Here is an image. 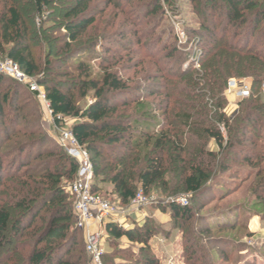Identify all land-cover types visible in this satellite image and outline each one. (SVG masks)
I'll use <instances>...</instances> for the list:
<instances>
[{
  "label": "trees",
  "instance_id": "obj_1",
  "mask_svg": "<svg viewBox=\"0 0 264 264\" xmlns=\"http://www.w3.org/2000/svg\"><path fill=\"white\" fill-rule=\"evenodd\" d=\"M65 1L0 0V57L12 60L29 77L42 75L37 83L44 88L56 125L64 118L76 120L71 132L89 154L93 181L111 185L119 203L127 206L137 193L135 184L147 195L162 180L166 165L177 163L183 175L180 191L198 194L211 175L217 155L206 152L197 144L199 139H191L194 135L213 140L225 154L239 152V162L264 175V103L258 95L264 83V45L259 48L256 39L249 44L264 22V0H191L199 3L200 7H195L198 13L224 17L232 34L214 41L209 51H199V70L178 69L170 75L175 78L173 82L164 78L166 85L160 93L151 87H129L128 80L108 72L109 65L102 68L100 77H94L88 63L77 59L71 64L77 55L87 52L84 49L72 56L69 50L94 23V17H87L90 0H69L73 5L63 6ZM153 1L150 16L162 10L159 0ZM58 29H63L65 36L54 37ZM261 32L264 34V29ZM240 36L239 43L236 39ZM175 51L167 52L164 59H171ZM60 54L64 57L59 60L67 63L69 70L59 77L74 75L82 96L89 90L95 92L93 103L85 110L77 107L72 93L49 80L53 72L49 59ZM231 77H250L257 97L241 102L238 113L229 119L223 111L222 94ZM9 82L15 83L0 75V116L7 106H14L17 115L0 127V264H89L78 241L72 198L62 185L63 181L73 182L77 165L66 154L42 149L51 141L41 132L38 121L30 119L32 114L23 113L21 105H13L18 99L17 87L5 89ZM160 95L167 102L153 110L162 117L152 123L154 131H149L141 119L121 113L130 104L142 106L146 96ZM124 97L128 99L118 104ZM173 101L180 106L171 116ZM34 149L38 151L32 158ZM223 160L226 162L220 172L224 174L229 170L228 157ZM92 192L99 193L94 183ZM258 198L252 207L257 213L264 212V202ZM165 208L175 222L188 223L193 217L189 205L170 203ZM104 230L112 240L126 239L142 246L139 251L145 257L129 255L132 264H159L147 250L151 231L146 227L124 229L107 224ZM116 256L103 257V264H115Z\"/></svg>",
  "mask_w": 264,
  "mask_h": 264
},
{
  "label": "rangeland",
  "instance_id": "obj_2",
  "mask_svg": "<svg viewBox=\"0 0 264 264\" xmlns=\"http://www.w3.org/2000/svg\"><path fill=\"white\" fill-rule=\"evenodd\" d=\"M159 2L162 10L150 16V12L155 7L153 0H90L87 17H94V23L77 42L71 44L69 50L72 56L84 49L87 52L77 55L70 63L75 64L74 61L77 59L88 63L94 77H100L102 68L109 65L108 72H116L119 77L128 80L129 87L133 89L151 87L156 93H160L166 85L164 82L166 79L170 82L175 80L170 75L178 69L192 67L193 70H199L201 49L209 51L214 41H219L224 35L228 38L232 34L224 17L198 13V9H195L200 7L198 2L196 5L191 0H159ZM72 5L68 0L63 6ZM2 7L0 3V13ZM38 23L37 19L36 26ZM225 27L227 32L223 33ZM263 29L264 22L258 25L249 44L256 39L260 42L259 48L264 45V34L261 32ZM53 35L65 36L63 29H58ZM241 38L240 36L236 40L240 43ZM173 48L176 49L173 57L164 59V55L173 51ZM148 56L151 58H147ZM63 57V54L50 57L49 61L53 62V72L49 80L61 86L64 91L68 90L72 93L77 107L85 110L93 103L95 92L89 90L82 96L80 84L74 75L59 77L61 73L69 70L67 63L59 60ZM33 79L39 81L42 75ZM229 81L246 84L250 89V96L240 100L234 93H228ZM11 84L6 83L4 87L5 89L17 87L18 99L13 105H21L23 113L32 114L30 119L38 121L41 132L51 141L42 149H53L65 155L64 150L58 145V139L61 132L68 126L72 127L76 120L64 118L61 125H56L44 103L31 95L24 86ZM263 84L259 86L258 92L262 103H264ZM252 85L250 77L228 79L222 94L225 102L223 109L225 117L231 119L238 113L241 102L252 96L257 97ZM39 87L45 93L44 88ZM125 99L128 98H120L117 103L120 104ZM166 102L163 95L146 96L144 102L140 104L142 106L130 104L129 108H123L121 113L125 117H132L133 120L141 119L142 124L147 123L149 131H154L151 127L152 123L161 121L162 117L161 112H153V110L158 104ZM209 105L211 107L210 102ZM177 106L180 104L176 105L175 101L170 102L171 116L177 112ZM15 117L17 115L14 106L4 107V114L0 116V127H3L2 123L6 126ZM219 128L226 137L224 127L220 125ZM191 139L194 141L199 139L197 144L204 147L206 152L217 155L210 167L211 175L204 183L202 192L193 195L180 191L181 177H183L181 166L177 163H168L167 172L162 180L151 188L149 194L144 195L140 185L135 184L136 194L141 193L155 201L153 205L133 213L136 218L130 221L131 229L146 227L151 231V238L146 247L149 255L157 259L159 264H264V212L257 213L252 207L260 201L258 197L264 202V181H262L264 175H260L255 168L239 162V152L225 154L219 150L213 140L201 139V136L196 135L193 138L191 136ZM135 142L137 141L133 143ZM244 146L251 147L248 143ZM37 151L34 149L31 152L32 158ZM224 156L228 157L229 170L223 174L220 171L221 165L226 162L223 160ZM93 183L98 186V195L101 198L111 204L122 206L113 193L111 185L101 184L98 180ZM69 184L71 183L62 182V185L66 186L68 195H70L67 191ZM180 199L187 200V205L192 208L193 213L192 219L184 224L172 221L169 210L165 208L168 205L165 202L168 201L170 204L171 201ZM77 234L81 248L91 264L84 249L83 236ZM101 247L105 251L104 259L117 254L115 264H132L133 260L129 255L142 259L145 257L140 254L141 245L130 244L126 239L112 240L106 235L105 230Z\"/></svg>",
  "mask_w": 264,
  "mask_h": 264
},
{
  "label": "built area",
  "instance_id": "obj_3",
  "mask_svg": "<svg viewBox=\"0 0 264 264\" xmlns=\"http://www.w3.org/2000/svg\"><path fill=\"white\" fill-rule=\"evenodd\" d=\"M0 75L24 86L49 109L45 93L42 92L37 81L25 75L12 60L0 57ZM227 90L228 93H234L235 97L240 100L250 96L249 87L241 82L229 81ZM262 92L264 93V84ZM58 145L77 165L74 180L67 187V191L72 197L75 229L83 236L84 249L91 260V264H103L105 251L101 247V241L105 225L114 224L122 228H130V218L133 213L153 205L155 200L138 193L126 207L109 203L92 192V163L87 151L79 146L75 140L71 127L68 126L61 132ZM165 203L169 204L168 201ZM171 203L185 207L188 202L186 199H180L171 201Z\"/></svg>",
  "mask_w": 264,
  "mask_h": 264
},
{
  "label": "crops",
  "instance_id": "obj_4",
  "mask_svg": "<svg viewBox=\"0 0 264 264\" xmlns=\"http://www.w3.org/2000/svg\"><path fill=\"white\" fill-rule=\"evenodd\" d=\"M134 218H136V217L134 215H132L131 218H130V221L132 222V220H134ZM124 229H131V227L130 228H124Z\"/></svg>",
  "mask_w": 264,
  "mask_h": 264
}]
</instances>
